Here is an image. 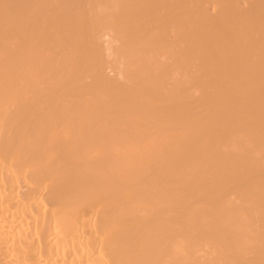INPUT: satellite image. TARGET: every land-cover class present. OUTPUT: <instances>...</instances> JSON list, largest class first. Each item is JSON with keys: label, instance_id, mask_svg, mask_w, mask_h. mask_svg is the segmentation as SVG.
I'll use <instances>...</instances> for the list:
<instances>
[{"label": "bare ground", "instance_id": "6f19581e", "mask_svg": "<svg viewBox=\"0 0 264 264\" xmlns=\"http://www.w3.org/2000/svg\"><path fill=\"white\" fill-rule=\"evenodd\" d=\"M0 264H264V0H0Z\"/></svg>", "mask_w": 264, "mask_h": 264}]
</instances>
